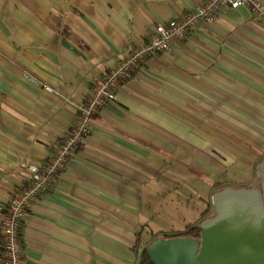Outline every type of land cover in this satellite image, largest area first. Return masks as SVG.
Masks as SVG:
<instances>
[{"label":"crops","instance_id":"crops-1","mask_svg":"<svg viewBox=\"0 0 264 264\" xmlns=\"http://www.w3.org/2000/svg\"><path fill=\"white\" fill-rule=\"evenodd\" d=\"M203 1L0 0V222L27 168L74 129L92 80ZM115 97L30 202L22 264H137L154 240L209 218L216 193L259 182L264 23L245 6L197 24Z\"/></svg>","mask_w":264,"mask_h":264},{"label":"built area","instance_id":"built-area-1","mask_svg":"<svg viewBox=\"0 0 264 264\" xmlns=\"http://www.w3.org/2000/svg\"><path fill=\"white\" fill-rule=\"evenodd\" d=\"M239 6H245L264 23L262 0H204L184 15L157 24L147 42L134 47L108 72L92 80L91 95L80 107L74 129L53 148V153L47 160L27 168V183L8 200L0 222V264H22L21 226L30 202L52 188L66 168L69 155L93 129L96 113L108 102L115 101L116 89L150 57L168 50L172 43L184 39L197 24L212 22L222 8L234 9ZM43 87L51 89L49 86Z\"/></svg>","mask_w":264,"mask_h":264},{"label":"water","instance_id":"water-1","mask_svg":"<svg viewBox=\"0 0 264 264\" xmlns=\"http://www.w3.org/2000/svg\"><path fill=\"white\" fill-rule=\"evenodd\" d=\"M259 180L248 188H224L213 197V216L199 224L200 236L158 238L139 253L153 264H264V159Z\"/></svg>","mask_w":264,"mask_h":264},{"label":"trees","instance_id":"trees-1","mask_svg":"<svg viewBox=\"0 0 264 264\" xmlns=\"http://www.w3.org/2000/svg\"><path fill=\"white\" fill-rule=\"evenodd\" d=\"M166 236L167 238L176 237V236L178 237L188 236V237L198 239L200 236V228L198 226V223L194 222L186 226V228L182 232H175L172 234H167ZM137 264H153V262L151 261V259L148 257L146 253H143L140 261H138Z\"/></svg>","mask_w":264,"mask_h":264},{"label":"rangeland","instance_id":"rangeland-1","mask_svg":"<svg viewBox=\"0 0 264 264\" xmlns=\"http://www.w3.org/2000/svg\"><path fill=\"white\" fill-rule=\"evenodd\" d=\"M213 214H214V210H213L212 214L210 215V217H211Z\"/></svg>","mask_w":264,"mask_h":264},{"label":"flooded vegetation","instance_id":"flooded-vegetation-1","mask_svg":"<svg viewBox=\"0 0 264 264\" xmlns=\"http://www.w3.org/2000/svg\"><path fill=\"white\" fill-rule=\"evenodd\" d=\"M256 185H257V183H256L255 185H253V186H256ZM253 186H252V187H253ZM212 216H213V215H212Z\"/></svg>","mask_w":264,"mask_h":264}]
</instances>
